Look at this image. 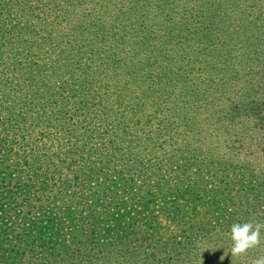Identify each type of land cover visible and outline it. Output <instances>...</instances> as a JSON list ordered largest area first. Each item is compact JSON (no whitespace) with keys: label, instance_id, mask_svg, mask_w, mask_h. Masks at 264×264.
Returning a JSON list of instances; mask_svg holds the SVG:
<instances>
[{"label":"rangeland","instance_id":"rangeland-1","mask_svg":"<svg viewBox=\"0 0 264 264\" xmlns=\"http://www.w3.org/2000/svg\"><path fill=\"white\" fill-rule=\"evenodd\" d=\"M8 1L25 24L13 46L30 41L31 30L46 35L51 58L43 64L41 50L30 53L41 60L43 79L69 94L71 73L101 69L99 85L113 93L106 109L123 122L117 134L132 142L92 154L82 148L83 168L62 156L43 193L32 188V206L48 205L56 216L76 211V224L88 230L90 220L98 225L93 239L103 240L107 256L114 253L108 264H251L264 255V231L259 248L226 252L233 223L264 222V0ZM107 45L115 63L100 51ZM58 47L85 53L58 58ZM78 95L76 102L83 100ZM105 130L99 127L97 142ZM91 159L99 165L88 171ZM28 169L10 176L34 181L44 172ZM121 173L137 174L133 186L115 185ZM93 186L105 190L88 211L77 199ZM114 199L127 204L111 212ZM90 212L99 217L88 218ZM67 231L64 239L82 238Z\"/></svg>","mask_w":264,"mask_h":264},{"label":"trees","instance_id":"trees-1","mask_svg":"<svg viewBox=\"0 0 264 264\" xmlns=\"http://www.w3.org/2000/svg\"><path fill=\"white\" fill-rule=\"evenodd\" d=\"M10 2L0 0V115H3L1 110H7L5 118L0 116V264L9 263L10 260L12 263L9 264H23L26 258L37 256H41L38 264L108 262L110 256H114L113 251L108 252L110 258L107 260V254L102 252L105 250V245L101 244L103 240L93 239L98 234L95 230L101 229L98 225H93L90 220L88 230L76 224L77 215H73L76 211L67 210L65 215L57 216L48 214V205L38 203L32 206L29 199L33 187H36L37 194L43 193V185L47 182L51 166L57 167L62 156L70 160V165L78 164L81 168L84 164L82 148H89V154H92L93 150H116L123 147L125 139L116 130L123 122L113 118L114 115L106 109V101L110 100L113 93L108 91L107 85H99L102 78L97 77V74L102 73L101 69L85 70L80 67L79 73H71L69 77L74 87L71 94L63 86L53 87V84L45 81L43 78L48 74L42 70L41 60H38L36 53H30V50H41L44 64L55 53V49L52 45L47 47L49 41L46 35L41 36L34 30H31L30 41L26 39L22 44L13 46L12 41L24 34L22 26L25 24L16 19L21 13L15 12L20 10H14V7L9 6ZM100 51L115 63L114 49L110 50L107 45L106 49L102 48ZM60 52L78 54L79 57L85 53L81 47H64L56 52L58 58L61 57ZM80 92L83 100L78 103L76 101ZM75 120H78V127ZM100 126L106 128V132L97 142L95 134ZM72 143L76 144L75 148L69 146ZM125 144L132 145V142ZM19 150L22 151V157L18 154ZM89 163L91 166L88 171L98 168L99 164L93 159ZM32 167L44 170L39 173V179L34 181L29 176L22 175ZM13 170L22 174L10 176ZM85 174L87 179L91 178V172L83 171L80 175L85 177ZM135 175L137 174H122L113 181L121 188L133 186ZM104 190L103 187L94 186L85 190L77 199L79 207L86 205V210L92 211L88 204L95 206L99 203ZM59 195L67 194L61 192ZM125 201L114 199L110 211L114 212L119 206L125 207ZM111 212L106 214L109 219L118 217ZM84 214L86 216L88 212ZM87 217H99V214L90 212ZM66 219L73 221L65 223L63 220ZM115 221L120 223L121 220L115 218ZM219 225L221 226H217ZM101 227L105 230L104 227L107 226L103 224ZM67 229L76 231V234L78 232V236L82 238L70 236L69 239H64L61 237L62 232L66 230L68 234ZM76 234L72 236L75 237ZM174 249L177 251L179 248ZM175 254L179 258L178 253ZM165 259L168 257L165 256Z\"/></svg>","mask_w":264,"mask_h":264},{"label":"clouds","instance_id":"clouds-1","mask_svg":"<svg viewBox=\"0 0 264 264\" xmlns=\"http://www.w3.org/2000/svg\"><path fill=\"white\" fill-rule=\"evenodd\" d=\"M262 231H264V222L247 221L244 223H233L228 234L232 243L226 249V252L230 251L231 257L243 256L250 249L259 248L262 244ZM224 258V256L220 257L221 260ZM251 264H264V255L254 258Z\"/></svg>","mask_w":264,"mask_h":264}]
</instances>
